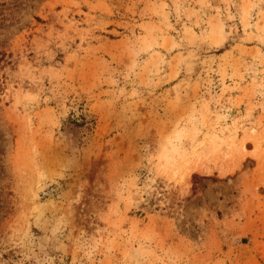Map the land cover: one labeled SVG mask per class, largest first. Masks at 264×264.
Returning a JSON list of instances; mask_svg holds the SVG:
<instances>
[{
    "label": "rangeland",
    "instance_id": "374dc122",
    "mask_svg": "<svg viewBox=\"0 0 264 264\" xmlns=\"http://www.w3.org/2000/svg\"><path fill=\"white\" fill-rule=\"evenodd\" d=\"M0 264H264V0H0Z\"/></svg>",
    "mask_w": 264,
    "mask_h": 264
}]
</instances>
